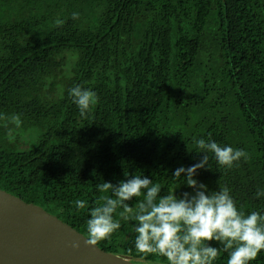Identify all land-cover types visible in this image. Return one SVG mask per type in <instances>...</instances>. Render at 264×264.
I'll use <instances>...</instances> for the list:
<instances>
[{
  "label": "trees",
  "instance_id": "1",
  "mask_svg": "<svg viewBox=\"0 0 264 264\" xmlns=\"http://www.w3.org/2000/svg\"><path fill=\"white\" fill-rule=\"evenodd\" d=\"M75 85L99 98L86 117ZM193 137L248 153L232 169L210 159L197 178L264 215V0H0L1 188L87 236L90 209L110 195L97 184L128 171L175 191L174 170L200 160ZM134 228L122 222L98 245L168 264L140 259ZM250 264H264V251Z\"/></svg>",
  "mask_w": 264,
  "mask_h": 264
},
{
  "label": "clouds",
  "instance_id": "2",
  "mask_svg": "<svg viewBox=\"0 0 264 264\" xmlns=\"http://www.w3.org/2000/svg\"><path fill=\"white\" fill-rule=\"evenodd\" d=\"M78 17L79 13L72 14L73 19ZM56 23L62 25L64 22L57 20ZM69 96L82 117L92 111L99 99L95 91L80 85L69 89ZM10 120L19 126L18 115ZM8 135L11 137V130ZM193 140L200 160L173 172L177 180L183 177L177 189L186 185L191 192L177 195L176 189L162 194L160 184L146 175L128 171L124 173L126 179L119 183L104 180L97 184L101 193L110 195L101 196L103 203L90 209L88 245L97 246L110 239L122 227V222H134L135 249L143 254L141 260L155 254L165 257L168 264H214L221 251L228 253L227 264H250L256 260L264 251V215L257 211L245 215L237 208L228 187L210 190L197 178L199 170L212 168L210 159L221 168L232 169L239 167L241 160L246 162L248 153L211 138L193 137ZM255 195L264 196V190H258ZM74 203L78 209L87 207L83 200L77 199ZM118 209H122L118 213L119 220L114 219ZM213 241L220 247L213 246ZM124 264H129L126 257Z\"/></svg>",
  "mask_w": 264,
  "mask_h": 264
},
{
  "label": "water",
  "instance_id": "3",
  "mask_svg": "<svg viewBox=\"0 0 264 264\" xmlns=\"http://www.w3.org/2000/svg\"><path fill=\"white\" fill-rule=\"evenodd\" d=\"M124 258L88 245L69 223L0 187V264H124Z\"/></svg>",
  "mask_w": 264,
  "mask_h": 264
}]
</instances>
